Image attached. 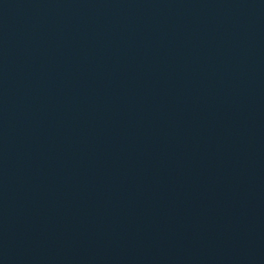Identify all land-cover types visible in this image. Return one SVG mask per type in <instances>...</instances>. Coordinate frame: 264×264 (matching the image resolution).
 <instances>
[{"label":"water","instance_id":"water-1","mask_svg":"<svg viewBox=\"0 0 264 264\" xmlns=\"http://www.w3.org/2000/svg\"><path fill=\"white\" fill-rule=\"evenodd\" d=\"M0 264H264V0H0Z\"/></svg>","mask_w":264,"mask_h":264}]
</instances>
